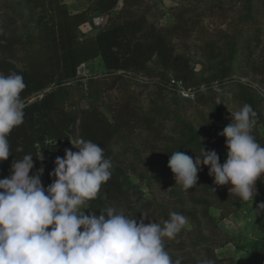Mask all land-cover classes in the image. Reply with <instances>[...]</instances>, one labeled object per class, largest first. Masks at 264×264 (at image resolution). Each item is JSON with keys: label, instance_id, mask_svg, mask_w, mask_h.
<instances>
[{"label": "trees", "instance_id": "trees-1", "mask_svg": "<svg viewBox=\"0 0 264 264\" xmlns=\"http://www.w3.org/2000/svg\"><path fill=\"white\" fill-rule=\"evenodd\" d=\"M120 1L94 0L78 12L70 11L63 0H19L11 5L3 4L4 9L0 11V73L15 72L23 76L26 88L22 99L26 107L24 123L8 137L12 155L0 163V179L8 177L13 161L26 154L33 156V170L48 167L52 172L53 167L44 158L64 157L65 149L73 151V140H91L104 149L105 158H110L113 164L110 180L86 206L96 215L101 209L111 207L137 220L147 214L145 223L162 225L171 212H177L193 227L188 232L181 231L174 240L165 241L171 256L173 252H183L178 260L180 264H199L205 258L212 259L215 264H264V240L239 260L217 257L216 244L221 233L219 219L211 214V210L225 211L221 219L227 218L241 200L235 194L230 195V186H216L207 167L198 172L197 186L181 192L175 203L180 205L179 211H175L165 197L159 201L158 197L150 199L146 196L143 187L152 192L154 180L160 181L165 175L173 174L168 167L173 152H185L195 160V156L201 155V147L211 151L203 147L202 136L192 125L176 119L168 131L167 118L161 117L172 107L152 105V109L144 111L128 99L111 111L110 120L97 104L101 92L95 87L101 82L91 79L86 92L78 79L80 68L96 59H101L107 73L112 75L147 74L150 65L154 64L163 71L161 81L154 84L157 93L171 92L167 75L172 73L174 81L194 92L196 101L186 102L205 104L206 93L201 86L210 91L215 83L222 85L231 80L234 62L251 55L247 39H243V47L239 40L241 36L235 41H226L229 38L224 37L221 46L207 42L201 51L211 65L206 76H202L194 67L193 56L187 52L177 53L173 44V39L185 41L191 36L199 26V16L187 18L190 11L181 9L173 15V24L161 27L149 23L147 16L139 13L140 0H123L122 8L114 13ZM238 1L243 3V24L249 26V32L253 34L257 8L264 0ZM95 15L104 17L105 25L95 35L81 38L80 29ZM123 77L119 75L118 78ZM73 90L82 94L86 107L69 108ZM243 96L244 104H249L257 113L255 126L264 128L262 102L250 93ZM175 103L179 107L178 101ZM173 118L168 120L173 121ZM227 125L226 122L211 125L210 144L217 154L219 148L228 151L226 138L219 135ZM137 131L147 137L141 143L138 155L130 157V161L125 158L126 143L116 151L113 145L122 142L126 133L133 135ZM252 134L264 146V134L256 128ZM18 147L23 151L17 152ZM30 175H33L32 171ZM132 178L138 182L134 183ZM256 187H264V180H258ZM185 235L193 241L191 251H185ZM230 243L232 241L227 240L226 244Z\"/></svg>", "mask_w": 264, "mask_h": 264}, {"label": "clouds", "instance_id": "clouds-1", "mask_svg": "<svg viewBox=\"0 0 264 264\" xmlns=\"http://www.w3.org/2000/svg\"><path fill=\"white\" fill-rule=\"evenodd\" d=\"M25 88L21 74L0 73V163L12 155L10 133L24 123ZM229 112L232 122L219 133L228 150L223 164L215 150L201 147L195 160L185 152H173L168 167L175 186L185 191L198 185V172L207 167L216 186H230V195L254 204L256 182L264 180V146L252 134L257 113L247 103ZM72 145L78 151L65 149L64 157L55 159L50 173L54 179L47 188L42 169L30 175L31 154L15 159L10 175L0 179V264H180L172 260L165 241L182 231L184 215L171 212L161 225L145 223L147 214L137 220L111 207L99 215L83 211L110 180L113 164L91 140ZM254 210L257 216L264 213V202ZM199 264L215 262L205 258Z\"/></svg>", "mask_w": 264, "mask_h": 264}, {"label": "rangeland", "instance_id": "rangeland-1", "mask_svg": "<svg viewBox=\"0 0 264 264\" xmlns=\"http://www.w3.org/2000/svg\"><path fill=\"white\" fill-rule=\"evenodd\" d=\"M18 1L0 0V11L4 9V3L11 5ZM63 1L67 3L70 11L78 12L84 10L94 0ZM122 6L123 0L120 1L114 13H117ZM181 9L190 11L186 15L187 18L199 16L200 22L189 38L185 41L173 39V44L177 49V53L187 52L193 56L194 67L200 75L206 76L208 66L211 65V62L204 58L201 51L207 42H213L221 46L224 44L223 41H235L236 38L238 39L241 36L239 39L241 47H243V39L246 38L247 45L252 49L248 58H241L234 62L231 80L222 85L215 83L210 91L206 86H201V90L206 93L205 104H194V102L190 104L186 102L187 100L196 101L194 92L192 91V95L188 98L177 92V86L171 83L175 79L172 73L167 75L170 80L169 86L172 87L171 92L162 95L157 93L154 84L161 81L163 71L154 64L150 65V71L147 74L126 75L118 73L112 75L107 73L101 59H96L80 68L78 79L84 84L86 92L89 88L88 82L91 79H97L101 82L99 87H95L101 92L99 98H97V104L110 120L112 119L111 111L127 99L144 109V111L152 109V105H159L160 107L170 106L172 107L171 111H164L161 117L162 119L167 118V130L171 131L174 121L180 119L184 123L192 125L195 131L201 134L203 147L210 148L212 151L214 148L210 144L211 125L216 126L222 122L230 124L232 121L229 111L234 112L244 105V93L255 95L262 102L264 111V2H260L258 5L256 20L252 26L253 30L255 29L253 34L249 32V26L243 24V3L238 0H140L139 13L145 14L149 23H153L156 26L169 27L174 22L173 15ZM22 11L24 12V10ZM105 21V18L100 15L93 16L90 22L80 29L81 38L84 39L95 35L98 30L103 28ZM224 37L229 39L224 40ZM260 71H262V74ZM119 75H123V79H119ZM77 91L73 90L72 102L69 105L70 109L74 106L86 107V100ZM175 101H178L179 107L176 106L177 103ZM178 115H180L179 118ZM170 117L175 119L173 118V121L168 120ZM255 128L261 134H264L262 126H254L253 130ZM146 137V134L139 131L133 135L126 133L125 139L122 142L114 143L113 148L115 151L119 150L122 144L126 143L128 150H126L125 158L130 160V157L138 155L141 143ZM72 143L75 144L76 142L73 140ZM72 148L74 152L78 151L73 145ZM218 155L221 164H223L227 159V152L224 148H219ZM44 160L53 169L55 168V159L53 157L49 156L44 158ZM138 165L141 164L138 162ZM40 170H32L33 175L40 172ZM42 170V184L47 188L54 178L50 176L51 170L48 167ZM132 181L134 183L138 182L136 178H132ZM152 183H154L152 192L143 187L146 196L150 199L158 197L159 201L165 197L175 211H179L181 207L175 203L179 201L183 189L179 185L175 186L174 174L165 175V177L160 178V181L154 180ZM256 189L257 195L254 204L249 201L241 206L240 201L233 207V214L227 218L221 219V214H224L225 211L211 210V214L219 219L221 234L219 242L216 244V255L218 258L239 260L243 256H240L241 254H238L236 250L246 249L244 245H249V241H253L254 238H258V242L264 240V213L257 216L254 210L260 203L264 202V187H256ZM83 211H86V214L92 212L88 207H85ZM251 222L256 226L252 225ZM192 229L190 221L187 220L182 231L188 232ZM255 229L259 231L260 239L255 232L252 233ZM227 240L232 241V243L226 244ZM185 242V251H191V243L193 241L189 235H185ZM182 253L177 251L173 252L172 256L169 255L175 262L180 260Z\"/></svg>", "mask_w": 264, "mask_h": 264}, {"label": "crops", "instance_id": "crops-1", "mask_svg": "<svg viewBox=\"0 0 264 264\" xmlns=\"http://www.w3.org/2000/svg\"><path fill=\"white\" fill-rule=\"evenodd\" d=\"M245 203L244 202H241V206L242 205H244ZM251 224L252 225H254V226H256L254 223H252L251 222ZM255 232V234H257V236H259V239H260V235H259V231L257 230V229H255V231H253L252 233H254ZM263 237H264V235H263ZM258 238L256 239V238H254L253 239V241L251 240V241H249V245L247 244V245H244L245 247H246V249H239V250H236V252L238 253V254H241L240 256H243V257H245L246 256V253H247V250L248 251H250V250H252V249H254V247L256 246L255 244H257L258 243ZM242 258V257H241Z\"/></svg>", "mask_w": 264, "mask_h": 264}, {"label": "built area", "instance_id": "built-area-1", "mask_svg": "<svg viewBox=\"0 0 264 264\" xmlns=\"http://www.w3.org/2000/svg\"><path fill=\"white\" fill-rule=\"evenodd\" d=\"M171 83L177 86V92H179L182 96L188 98L189 96L192 95V91L185 89L181 82H177L173 80Z\"/></svg>", "mask_w": 264, "mask_h": 264}]
</instances>
